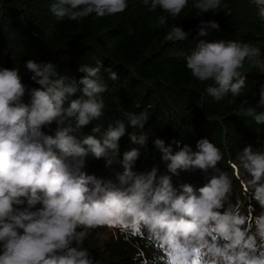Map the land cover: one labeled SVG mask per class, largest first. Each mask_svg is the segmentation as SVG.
Returning <instances> with one entry per match:
<instances>
[{"label":"clouds","instance_id":"1","mask_svg":"<svg viewBox=\"0 0 264 264\" xmlns=\"http://www.w3.org/2000/svg\"><path fill=\"white\" fill-rule=\"evenodd\" d=\"M188 3L143 0L150 11L161 10L156 28L166 27L169 18L176 20ZM251 3L264 21V0ZM194 7L197 17L216 14L221 0H196ZM127 8L128 0H55L49 6L57 20L69 21L93 13L112 16ZM219 27L215 20L201 19L197 34L206 36ZM188 35L176 24L165 39L182 41ZM245 62L264 75V53L250 43L201 42L186 56V67L195 79L214 82L205 88L206 94L217 101L230 95L228 103L247 86L241 72ZM24 67L39 86L29 90L28 103L22 101L26 88L20 69L0 67V264H97L83 247L88 230L116 224L141 227L162 246L182 250L185 258L200 254L203 264H264V152L246 146L238 157L246 198L260 205L259 214L251 205L242 211L240 200L225 208L233 180L217 167L222 153L207 138L197 141L196 151L173 141L179 148L174 151L163 139L154 140L172 175L193 167L213 171L198 190L190 184L178 190L172 176L160 174L158 165L134 171L140 157L136 148L123 153L124 171L118 174V183L105 181L83 170L86 158H104L111 166L126 134L134 144L146 145V134L128 132L129 127L142 130L146 114L125 113L99 138V127L85 133L105 109L102 94L107 85L100 76L101 67L82 65L79 71L84 75L69 84L51 62L30 59ZM118 78L117 72H110V80ZM258 94V106L264 108V84ZM243 114L264 125V111L250 108ZM53 123L54 134H47L44 129Z\"/></svg>","mask_w":264,"mask_h":264},{"label":"trees","instance_id":"2","mask_svg":"<svg viewBox=\"0 0 264 264\" xmlns=\"http://www.w3.org/2000/svg\"><path fill=\"white\" fill-rule=\"evenodd\" d=\"M54 2L0 0V67L20 69L26 88L22 101L28 103L29 90L39 87L32 81V73L24 67L27 60L53 63L65 84L79 81L84 75L79 71L82 65H99L100 76L107 85V91L102 94L105 109L99 119L84 129L85 133L99 127L100 132L96 133L99 138L115 121L123 119L125 113L143 112L147 117L142 130L128 128L129 133L146 134V145L134 144L126 134L120 140V154L111 166L106 165L104 158L88 156L83 170L118 183V174L124 171L120 163L123 153L136 148L140 157L134 171L143 172L158 165L160 174L171 175L173 186L178 190L182 184H190L198 190L213 171L206 173L193 167L172 175L154 140L163 139L174 151L179 148L173 141H179L181 147L187 144L196 151L197 141L207 138L222 153L223 159L217 167L233 180V191L225 208L228 203L235 205L240 200L242 211L251 205L254 214H259L260 205L246 198L241 182L245 174L238 157L246 146L264 152V125L255 124L251 117L243 114L250 108L264 111L258 106V91L264 84V75L245 62L241 72L247 77V86L241 96L228 103L230 95L220 101L208 96L205 88L214 82L201 83L186 67V56L201 42L236 40L259 47L264 53V21L258 18L251 0H221L218 13H206L202 17L196 16V0H189L180 16L176 20L169 18L163 28L153 26L161 10L150 11L143 0H128V8L122 13L105 17L93 13L79 21L57 20L49 9ZM201 19L215 20L220 27L199 36L197 25ZM176 24L189 32L188 37L182 41H167V31ZM111 71L118 73L116 81L109 79ZM74 98L77 97L70 99ZM55 129L53 123L44 131L54 134ZM104 228L115 229L117 238L98 244L95 238L104 230L96 227L88 230L83 244L97 264H168L169 247L162 246L143 228L120 224ZM186 259L191 261L194 256Z\"/></svg>","mask_w":264,"mask_h":264},{"label":"snow or ice","instance_id":"3","mask_svg":"<svg viewBox=\"0 0 264 264\" xmlns=\"http://www.w3.org/2000/svg\"><path fill=\"white\" fill-rule=\"evenodd\" d=\"M168 255L171 258L170 264H203L200 254H196L193 260L188 261L182 250L169 248Z\"/></svg>","mask_w":264,"mask_h":264},{"label":"rangeland","instance_id":"4","mask_svg":"<svg viewBox=\"0 0 264 264\" xmlns=\"http://www.w3.org/2000/svg\"><path fill=\"white\" fill-rule=\"evenodd\" d=\"M98 227L105 231V234H103L104 231L102 233L99 232V235L95 238V240H96L95 242H97L98 244L102 243L103 242L102 240H112V238L115 240L117 238V231L115 229L112 228V229L108 230V229L104 228L105 225L98 226ZM112 230H113V233H112ZM98 239H100V241H98ZM170 259L171 258L169 257L168 264H170ZM145 264H148V263H145Z\"/></svg>","mask_w":264,"mask_h":264}]
</instances>
